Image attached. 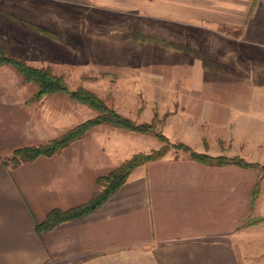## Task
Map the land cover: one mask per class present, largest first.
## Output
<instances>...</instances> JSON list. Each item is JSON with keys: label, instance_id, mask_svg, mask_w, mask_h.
I'll list each match as a JSON object with an SVG mask.
<instances>
[{"label": "crops", "instance_id": "1", "mask_svg": "<svg viewBox=\"0 0 264 264\" xmlns=\"http://www.w3.org/2000/svg\"><path fill=\"white\" fill-rule=\"evenodd\" d=\"M11 1L0 0V10L37 25H56L64 9L86 7L121 23V34L147 32L178 44L204 37L207 28H234L241 34L228 37L229 56L218 59L253 76L255 52L264 76V32L253 35L264 27L253 20L256 0ZM183 69L182 87L198 96L171 102L164 134L198 153L264 165V83L261 99H254L252 79L215 72L199 60L191 73ZM172 71L154 73L165 78L162 87H173ZM13 74L0 67V264H264V171L206 164L175 149L136 167L96 210L38 234L36 224L49 212L87 204L101 190L99 177L161 142L100 126L51 156L7 165L16 149L47 144L78 123L76 102L33 99L35 91L15 87Z\"/></svg>", "mask_w": 264, "mask_h": 264}, {"label": "rangeland", "instance_id": "2", "mask_svg": "<svg viewBox=\"0 0 264 264\" xmlns=\"http://www.w3.org/2000/svg\"><path fill=\"white\" fill-rule=\"evenodd\" d=\"M11 3L19 4L18 0H12ZM255 11L256 14H254ZM253 14V20L257 19L264 23V0L255 1ZM20 20L31 23L13 13L0 10V39L8 46L12 56L21 58L34 67L51 68L54 74L64 77L71 90L84 88L101 98L109 107L136 123H156L161 132H163L161 129L162 117L166 116V110L172 109L169 107L172 101L196 99L198 96V92L191 88L182 87L181 73L187 66L191 73L194 70V62L199 60L203 63V61L189 53L175 50L180 45H186L199 51L206 60L227 69V71L221 72L237 75V77L248 79V81L252 79L253 97L261 99L264 76H262V65L257 60L255 52L253 60L249 62L255 72L253 76H246L242 72L231 70L228 63L223 64L218 59L221 56H229L228 49L231 48V45L228 37L234 38L241 34V31L234 28H207L205 36L202 38L197 34L190 36V43L163 45L160 40L165 39L147 32L121 34V23L101 19V16L93 15L86 7H78L74 11L64 9L61 17L56 20V25L50 23L41 26L31 23L35 25L33 27ZM255 30L257 31H253V35L256 36L261 31L264 32V27ZM225 39L227 41L223 42ZM223 45L227 49L226 51L222 48ZM251 46L253 51L258 52L255 49L260 45L253 44ZM6 66L14 69L15 87H30V93L35 91L32 98L36 99L38 85L33 82H24L21 74L12 65L7 64ZM166 68H173V87H162L165 85V78L154 74L160 73ZM19 77L20 84H18ZM231 77L232 82L227 80L228 83H233L234 77ZM191 79L190 75L188 80L191 82ZM49 96L77 103L78 123L72 128L98 115L97 110L73 99L68 93L45 94L40 99ZM165 102H170L167 104V108L166 104H163ZM150 116H152L150 121L143 120ZM100 126L114 127L101 124L90 130H95ZM140 134L145 135L146 133ZM146 135L156 137L153 134ZM156 138L161 142L159 147L161 149L165 144L158 137ZM171 149L177 150L173 146L169 150ZM151 151H141L136 154H147Z\"/></svg>", "mask_w": 264, "mask_h": 264}, {"label": "trees", "instance_id": "3", "mask_svg": "<svg viewBox=\"0 0 264 264\" xmlns=\"http://www.w3.org/2000/svg\"><path fill=\"white\" fill-rule=\"evenodd\" d=\"M22 21V20H20ZM29 26L35 25L22 21ZM163 45H170L172 42L160 40ZM175 50H181L193 56L199 57L203 61L206 68H212L218 71H227L224 66L208 61L204 56L195 49L186 45H180ZM12 65L22 76L24 82H33L38 85V91L35 94L36 99H40L45 94L54 93H68L73 99L80 101L98 111V115L88 121L79 124L70 129L62 136L52 140L51 142L37 147H23L16 149L7 158L5 163L7 165L18 166L22 162L32 161L40 155L51 156L57 153L64 147L69 146L72 142L79 140L93 127L107 124L114 127H119L125 130L153 134L158 137L164 146L159 150H153L150 153H138L130 159L123 162L118 168L113 170L106 176L99 177L97 182L101 186L99 190L87 204L72 208L67 211L58 209L52 210L48 213L44 221L36 224V231L42 234L52 230L61 222L78 219L104 204L125 182L129 174L139 165L151 160L158 159L164 156L171 146L177 150L187 152L193 159L201 161L206 164H235L244 168H258L264 171V165L257 162H249L242 157H226V156H211L204 153L196 152L191 146L182 142H172L163 132L159 131L156 123H136L129 117L118 113L113 108L109 107L101 98L94 93L84 89L78 88L71 90L66 83L63 76L53 73L51 68H38L29 65L25 60L12 56L8 50V46L0 39V66ZM259 186L255 188V195L258 192ZM262 218L248 221L247 225L255 224L261 221Z\"/></svg>", "mask_w": 264, "mask_h": 264}]
</instances>
